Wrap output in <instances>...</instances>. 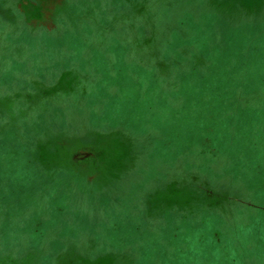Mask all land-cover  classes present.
<instances>
[{
	"label": "rangeland",
	"instance_id": "374dc122",
	"mask_svg": "<svg viewBox=\"0 0 264 264\" xmlns=\"http://www.w3.org/2000/svg\"><path fill=\"white\" fill-rule=\"evenodd\" d=\"M0 264H264V0H0Z\"/></svg>",
	"mask_w": 264,
	"mask_h": 264
}]
</instances>
